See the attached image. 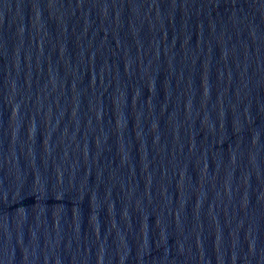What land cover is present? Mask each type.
I'll return each mask as SVG.
<instances>
[{"label":"water","instance_id":"water-1","mask_svg":"<svg viewBox=\"0 0 264 264\" xmlns=\"http://www.w3.org/2000/svg\"><path fill=\"white\" fill-rule=\"evenodd\" d=\"M0 264H264V0H0Z\"/></svg>","mask_w":264,"mask_h":264}]
</instances>
